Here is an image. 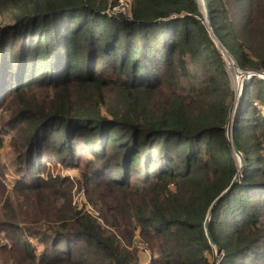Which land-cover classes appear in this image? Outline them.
<instances>
[{"label": "trees", "instance_id": "16d2710c", "mask_svg": "<svg viewBox=\"0 0 264 264\" xmlns=\"http://www.w3.org/2000/svg\"><path fill=\"white\" fill-rule=\"evenodd\" d=\"M205 1L237 67L263 73L264 0ZM110 2L0 0V148L11 134L17 177L7 191L0 163V264H215L203 224L238 170L222 54L199 0H134L132 20ZM233 120L245 167L209 233L218 264H264L263 79ZM47 164L78 169L96 215L72 205L73 181L40 177Z\"/></svg>", "mask_w": 264, "mask_h": 264}, {"label": "rangeland", "instance_id": "374dc122", "mask_svg": "<svg viewBox=\"0 0 264 264\" xmlns=\"http://www.w3.org/2000/svg\"><path fill=\"white\" fill-rule=\"evenodd\" d=\"M110 4L112 2H116L119 1L118 3V8L113 10V6H111L112 11H114L115 13H121V12H125L122 11V6H126L127 4H129V0H110ZM126 10V9H125ZM201 11V9H200ZM123 15H117L116 17H119ZM204 23V22H203ZM220 53L222 54V59L224 60L225 63V67L227 68V72L229 73V76L231 78L232 81V85L234 88V100L237 96V99H239L241 93H240V88H241V81L238 82L237 77L234 74V71L232 69V67H230V61L226 58L225 55H223L222 51L220 50ZM249 70V69H247ZM246 72V71H244ZM258 77V76H256ZM260 77V76H259ZM239 96V97H238ZM233 100V102H234ZM235 103V102H234ZM234 106V104H233ZM233 109V108H232ZM9 137H7L6 135H2V146L0 148V163L5 166V171L2 177V181L4 183V187L7 188V191L11 190L12 187H14V183L15 180L17 179L16 175L14 174V169H15V164H14V153H13V145L11 143V137L12 135L9 134ZM237 162H238V167H239V158H236ZM245 167V166H244ZM244 171V170H243ZM78 174L79 171L77 168H71V169H66L64 167H62L60 164H55V165H51V164H47V169L45 170V173L41 174V178H46L48 179V176L51 175V177L54 178V176H61V177H65L68 178L71 182L73 181V189H72V195H73V199H72V205L73 206H77L79 209H84L86 212H91L93 215H96V212H94L92 210V208L88 205L87 200H85L84 198V194H82V190L79 188L78 186ZM243 176V175H242ZM83 198V200H81ZM3 203H0V220H2L3 214H2V206ZM20 223V222H17ZM20 226H22L23 228H27V227H31L28 225H24L22 223H20ZM9 235H12V232L7 230V229H2V231H0V246L3 245H7L9 246L11 244L10 241V237ZM27 238V240L33 245V247L35 249H37V254L40 255V253L42 252L43 248L42 245L37 243L36 239H34L33 237L30 236H25ZM133 245L136 246L138 248V250L140 251V253L138 254V257L142 260H144L145 255H148V250L145 248L146 246H144V244L141 243L140 239L136 236L134 238L133 241ZM145 255H142V254ZM214 255V260H212V255L208 256V260L209 262H213V263H217L216 261L218 260V257L216 255V251L214 250L213 252ZM223 256V253L221 255V257ZM146 258V257H145ZM144 264H149V259L144 263Z\"/></svg>", "mask_w": 264, "mask_h": 264}, {"label": "water", "instance_id": "95a60500", "mask_svg": "<svg viewBox=\"0 0 264 264\" xmlns=\"http://www.w3.org/2000/svg\"><path fill=\"white\" fill-rule=\"evenodd\" d=\"M199 4H200V9H201V15H203V22L204 24L206 25L207 27V30L208 32H210V35L213 39V41L215 42L216 44V48L218 50H221L223 55H226L231 61H232V64L233 66L236 67V70L238 71V73H240V76L242 78V81H241V88H240V93L242 92L244 86L246 85V82L252 78V77H256V76H260L259 78L260 79H263L264 80V72L263 73H259V72H256V71H253V70H246V72L242 71L239 67H237L236 65V62L233 58V56L230 54V52H228V50H225L223 48V46L220 44V42L218 41V39L216 38V36L214 35V33L211 31V27H210V22H209V19H208V8H207V4H206V1L205 0H199ZM239 97V96H238ZM234 106H233V109L230 113V118H229V125L227 127V130H226V138L228 139L229 143L231 144V149H232V153L233 155L236 156V158H239V167H238V170H237V175L235 176V178L232 180L231 182V185L228 187V189L225 190V192H223L219 197H217L215 200H214V203L212 204V206L210 207V211H209V214L203 224V227H204V230H205V234H206V237L208 239V244H210V246H212L214 248V250L216 251V255L218 257V260L216 261L218 264L220 259H221V255H222V251H220V249L216 246V244L213 243V240L210 236V233H209V227H208V223H209V219H210V216L213 212V208L214 206L223 198V196L225 194H227L228 192H230L231 188L233 187V185L235 183H237L239 181V179L242 177L243 175V170H244V166H245V161H244V158L243 156L241 155V153L238 151L234 141H233V138H232V123H233V116H234V113H235V110H236V107L238 105V99H237V96L234 100Z\"/></svg>", "mask_w": 264, "mask_h": 264}, {"label": "built area", "instance_id": "2783aa9c", "mask_svg": "<svg viewBox=\"0 0 264 264\" xmlns=\"http://www.w3.org/2000/svg\"><path fill=\"white\" fill-rule=\"evenodd\" d=\"M133 1L134 0H129V4H127L126 6H122V11H125V12H121V13H115L114 14V11H112V9L113 10H115V9H117L118 8V3H119V1H117V5L116 6H113V8L111 9V4H110V8L107 10V11H105V13L106 14H108L109 16H117V15H123V17H126L128 20H132V16H131V5L133 4ZM115 8V9H114ZM126 9V10H125ZM8 137V136H7ZM84 196V195H83ZM85 198V197H84ZM81 200H83V198L81 199ZM86 200V199H85ZM90 206V205H89ZM91 207V206H90Z\"/></svg>", "mask_w": 264, "mask_h": 264}, {"label": "bare ground", "instance_id": "6f19581e", "mask_svg": "<svg viewBox=\"0 0 264 264\" xmlns=\"http://www.w3.org/2000/svg\"><path fill=\"white\" fill-rule=\"evenodd\" d=\"M225 56H226V55H225ZM226 58L230 61V67H232V69H233V71L235 72V74H236L237 76H240V73H238V71L236 70V67L233 66L232 61H231L227 56H226ZM239 81H241V77H240Z\"/></svg>", "mask_w": 264, "mask_h": 264}]
</instances>
